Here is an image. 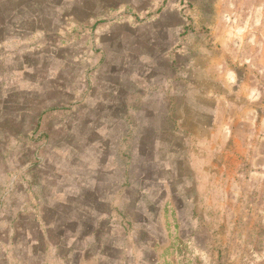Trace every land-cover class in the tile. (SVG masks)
<instances>
[{"label": "rangeland", "instance_id": "rangeland-1", "mask_svg": "<svg viewBox=\"0 0 264 264\" xmlns=\"http://www.w3.org/2000/svg\"><path fill=\"white\" fill-rule=\"evenodd\" d=\"M0 264H264V0H0Z\"/></svg>", "mask_w": 264, "mask_h": 264}]
</instances>
